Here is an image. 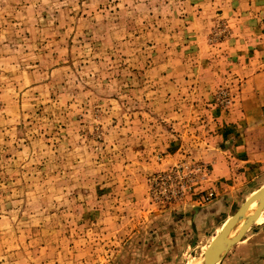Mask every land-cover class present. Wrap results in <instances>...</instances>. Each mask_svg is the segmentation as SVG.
Masks as SVG:
<instances>
[{"label": "rangeland", "instance_id": "1", "mask_svg": "<svg viewBox=\"0 0 264 264\" xmlns=\"http://www.w3.org/2000/svg\"><path fill=\"white\" fill-rule=\"evenodd\" d=\"M261 70L264 0H0V264L196 262L262 185L204 207Z\"/></svg>", "mask_w": 264, "mask_h": 264}, {"label": "crops", "instance_id": "2", "mask_svg": "<svg viewBox=\"0 0 264 264\" xmlns=\"http://www.w3.org/2000/svg\"><path fill=\"white\" fill-rule=\"evenodd\" d=\"M244 84L251 86V98L238 99L234 116H231L233 121L227 115L228 123L233 124L219 128L223 129V143L218 148L204 145L210 157L204 161L211 167L222 168L220 178L211 176L213 183L216 182L211 187L217 199L204 206L218 214L230 213L234 204L228 208L225 205L236 197L237 191H243L246 184L262 182L251 196L264 187V71L252 73Z\"/></svg>", "mask_w": 264, "mask_h": 264}, {"label": "water", "instance_id": "3", "mask_svg": "<svg viewBox=\"0 0 264 264\" xmlns=\"http://www.w3.org/2000/svg\"><path fill=\"white\" fill-rule=\"evenodd\" d=\"M257 206L253 208V204ZM264 210V187L256 192L244 206L222 228L221 234L193 264H220L243 240L246 232L254 225L260 211ZM230 222V223H229Z\"/></svg>", "mask_w": 264, "mask_h": 264}, {"label": "bare ground", "instance_id": "4", "mask_svg": "<svg viewBox=\"0 0 264 264\" xmlns=\"http://www.w3.org/2000/svg\"><path fill=\"white\" fill-rule=\"evenodd\" d=\"M257 206V203L255 202L254 204H253V208H255ZM230 223V222H229ZM223 228V227H222ZM222 228L219 230V234H218V236L221 234V232H222ZM193 264V263H192Z\"/></svg>", "mask_w": 264, "mask_h": 264}]
</instances>
